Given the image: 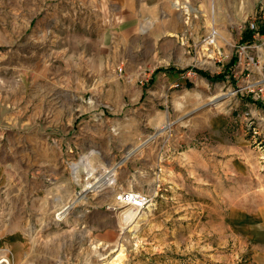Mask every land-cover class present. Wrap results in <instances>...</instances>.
Wrapping results in <instances>:
<instances>
[{
    "label": "rangeland",
    "instance_id": "374dc122",
    "mask_svg": "<svg viewBox=\"0 0 264 264\" xmlns=\"http://www.w3.org/2000/svg\"><path fill=\"white\" fill-rule=\"evenodd\" d=\"M150 3L0 0V210L48 214L1 220L0 264H264V0L237 38H176L156 65L210 79L165 98L131 38H87Z\"/></svg>",
    "mask_w": 264,
    "mask_h": 264
},
{
    "label": "crops",
    "instance_id": "0c3cea01",
    "mask_svg": "<svg viewBox=\"0 0 264 264\" xmlns=\"http://www.w3.org/2000/svg\"><path fill=\"white\" fill-rule=\"evenodd\" d=\"M258 1L260 0H242V2L241 0H151L149 5L142 4L140 8H121L118 14L120 22L114 23L110 31L107 29L108 33L110 32L109 34H111L110 36L106 33H94L93 37L87 38H122L124 44L125 39L123 38H131V43L150 45L148 50H139V45H136L132 50L136 51V55H141L143 60H150L153 64V71L147 75L152 77L151 86L154 85V82H156L158 88L161 86L159 90L161 93L157 96L165 98L168 94H171L176 83L183 85L192 83L197 85V87L205 84L204 76L198 71L192 75L190 71L180 72L181 70L176 67H163V64H161L162 66L156 65L160 61L173 57L172 51L175 39L203 38L212 29L220 33V38H223V36L224 38H237L238 28L246 20L255 18L257 13H259L256 10V2L258 3ZM102 27L100 28L102 29ZM104 27L103 30L106 31ZM95 31L97 32V30ZM263 34L264 32L258 36L261 37ZM126 47L125 44L124 50L127 49ZM170 47L171 49H169ZM94 49L97 50L95 46ZM125 54L122 58H127ZM115 56L119 59L121 58V54L118 52ZM86 57L91 60L88 54H86ZM125 62H127L125 71H135L136 65L133 62L129 63L127 60ZM145 62L142 65H138L137 69H139V72L147 69L146 64L148 61ZM87 67L88 74H102L107 71L105 66L95 68L88 64ZM126 89V85L119 84L118 92L113 94L115 97H113L112 101H117L114 102L115 104L121 105V97L125 98ZM147 91L148 89L145 87L139 89L137 86H133L131 96L133 100L141 99L143 101L147 97ZM27 188L29 189L30 185ZM29 199V196L22 197L21 203L24 208L22 211L18 210L17 205L12 208L14 203L10 205L12 209L0 210V225H3L1 220L5 219H9V225L13 226V224L15 225V220H27L31 219V216L38 218H46L48 216L47 212L44 211L32 212L31 210H26L27 206H24V204ZM11 228H7L8 232L11 231ZM95 229L93 226L84 233L85 235L94 236Z\"/></svg>",
    "mask_w": 264,
    "mask_h": 264
},
{
    "label": "built area",
    "instance_id": "2783aa9c",
    "mask_svg": "<svg viewBox=\"0 0 264 264\" xmlns=\"http://www.w3.org/2000/svg\"><path fill=\"white\" fill-rule=\"evenodd\" d=\"M252 31L255 30V24L251 25ZM218 32L217 30H212L211 33H209L205 38H203L204 42L207 44L213 45L215 38H217ZM262 39V44L264 45V34L261 36ZM250 49L249 47H243L242 51L243 53L248 52ZM253 61V59L251 58ZM123 67H119L118 71L121 73L123 71ZM151 197L148 195H143L141 193H136L133 191H127V192H122L119 195L116 196V201L121 205V206H130L135 210H138V212L144 210L147 205L151 202Z\"/></svg>",
    "mask_w": 264,
    "mask_h": 264
},
{
    "label": "bare ground",
    "instance_id": "6f19581e",
    "mask_svg": "<svg viewBox=\"0 0 264 264\" xmlns=\"http://www.w3.org/2000/svg\"><path fill=\"white\" fill-rule=\"evenodd\" d=\"M97 182H99V180H96V182L95 183H91L90 184V186H89V188L90 189H92V188H94V186H95V184L97 183ZM132 210V209H131ZM64 211V210H63ZM133 212H136L135 210H132ZM61 213V212H60ZM59 215V214H58ZM120 259V257H118L117 258V260H114V263L115 264H121V261L119 260ZM4 262H6V260H4L2 263H4Z\"/></svg>",
    "mask_w": 264,
    "mask_h": 264
},
{
    "label": "trees",
    "instance_id": "16d2710c",
    "mask_svg": "<svg viewBox=\"0 0 264 264\" xmlns=\"http://www.w3.org/2000/svg\"><path fill=\"white\" fill-rule=\"evenodd\" d=\"M171 70H172V68H171ZM188 70V69H187ZM187 70H185L184 72H187ZM198 73H200V74H202L204 77H207L208 79H210V77L207 75V74H205V73H203V72H199L198 71Z\"/></svg>",
    "mask_w": 264,
    "mask_h": 264
}]
</instances>
